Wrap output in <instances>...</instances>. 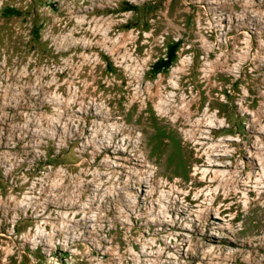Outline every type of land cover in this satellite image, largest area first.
Instances as JSON below:
<instances>
[{
	"label": "rangeland",
	"instance_id": "rangeland-1",
	"mask_svg": "<svg viewBox=\"0 0 264 264\" xmlns=\"http://www.w3.org/2000/svg\"><path fill=\"white\" fill-rule=\"evenodd\" d=\"M0 264H264V0H0Z\"/></svg>",
	"mask_w": 264,
	"mask_h": 264
},
{
	"label": "bare ground",
	"instance_id": "bare-ground-1",
	"mask_svg": "<svg viewBox=\"0 0 264 264\" xmlns=\"http://www.w3.org/2000/svg\"><path fill=\"white\" fill-rule=\"evenodd\" d=\"M203 180L205 181V178Z\"/></svg>",
	"mask_w": 264,
	"mask_h": 264
}]
</instances>
